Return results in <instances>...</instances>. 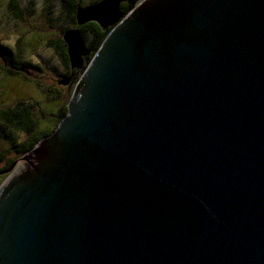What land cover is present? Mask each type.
<instances>
[{
    "label": "water",
    "instance_id": "water-1",
    "mask_svg": "<svg viewBox=\"0 0 264 264\" xmlns=\"http://www.w3.org/2000/svg\"><path fill=\"white\" fill-rule=\"evenodd\" d=\"M125 1L77 7L111 28L87 66L62 35L83 72L0 172V264H264V0Z\"/></svg>",
    "mask_w": 264,
    "mask_h": 264
},
{
    "label": "rangeland",
    "instance_id": "rangeland-1",
    "mask_svg": "<svg viewBox=\"0 0 264 264\" xmlns=\"http://www.w3.org/2000/svg\"><path fill=\"white\" fill-rule=\"evenodd\" d=\"M18 1L22 18L17 17L10 8V0H0V47L10 51L12 61L28 65L19 75L9 76L7 70L14 68L0 50V108L14 107L19 101L31 105L33 118L38 123L35 132L38 133L50 127L48 121L41 119L42 114L47 119L48 114L56 112L62 103L69 101L76 84L73 72L71 86L61 85L66 69L54 49L48 45L62 38L66 28L74 27L69 23L61 0ZM92 1L95 0H79L82 6ZM84 40L87 44L88 40ZM28 136L0 120L1 171L11 160L17 161L16 167H19L24 155L15 154L11 147ZM7 176L8 173L0 174V185Z\"/></svg>",
    "mask_w": 264,
    "mask_h": 264
},
{
    "label": "trees",
    "instance_id": "trees-1",
    "mask_svg": "<svg viewBox=\"0 0 264 264\" xmlns=\"http://www.w3.org/2000/svg\"><path fill=\"white\" fill-rule=\"evenodd\" d=\"M97 1L99 0L92 1L90 4L97 2ZM137 1L138 0H126L125 2L121 3L120 5L121 11L126 14L134 7ZM61 3H62L64 10L66 11V16L69 20V23L74 28H78L83 38L88 40L87 44H88V47L91 49V53L88 57L85 58L84 66H87L92 56L97 51L101 43L104 41L105 37L107 36L111 28L104 30L96 22H88L82 26H78L76 23V9L80 5L79 0H61ZM9 5H10V8L15 13V15L19 18H22V12L20 9L19 1L10 0ZM65 30H67V28ZM48 45L54 49L56 54L62 60L65 66V69H66L67 77L72 76V74L74 75L73 72H75L74 78L75 80H77L82 74L83 69L77 71V70H73L70 67L69 60H68V53H67V45L64 42V40L60 38L58 40L48 43ZM0 50L3 53L4 58L6 60H9L11 64V68H14L13 70H10V69L7 70L9 76L14 77L16 75H19L20 71L18 72V69L21 68L24 70V68L27 67L28 64L16 63L12 61L10 59L11 57L10 51L8 49H5V47L1 46ZM66 75H65V78H67ZM67 104H68V101L65 103H62L56 112L48 114L49 116L47 119L45 117V114H42L41 119L48 121L50 123V127L38 133L35 132V129L37 128L38 123L33 118L31 105H28L24 103L23 101H19L16 103L14 107L6 108V109L0 108V120L1 121H3L9 127L15 130H18V131L25 132L27 135H29L26 140L13 145L11 147L12 151L19 156L23 155L27 151L32 149L40 139L52 133L57 128L62 118L66 115L67 110H68ZM14 161L15 160L9 161L7 165L3 168V170L8 169Z\"/></svg>",
    "mask_w": 264,
    "mask_h": 264
},
{
    "label": "flooded vegetation",
    "instance_id": "flooded-vegetation-1",
    "mask_svg": "<svg viewBox=\"0 0 264 264\" xmlns=\"http://www.w3.org/2000/svg\"><path fill=\"white\" fill-rule=\"evenodd\" d=\"M73 75V74H72ZM71 83H72V81H71Z\"/></svg>",
    "mask_w": 264,
    "mask_h": 264
},
{
    "label": "bare ground",
    "instance_id": "bare-ground-1",
    "mask_svg": "<svg viewBox=\"0 0 264 264\" xmlns=\"http://www.w3.org/2000/svg\"><path fill=\"white\" fill-rule=\"evenodd\" d=\"M20 165H21V163H20Z\"/></svg>",
    "mask_w": 264,
    "mask_h": 264
}]
</instances>
